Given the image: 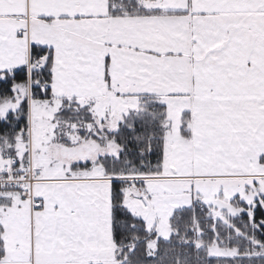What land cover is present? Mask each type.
Returning <instances> with one entry per match:
<instances>
[{"label": "snow or ice", "instance_id": "6c2138e0", "mask_svg": "<svg viewBox=\"0 0 264 264\" xmlns=\"http://www.w3.org/2000/svg\"><path fill=\"white\" fill-rule=\"evenodd\" d=\"M0 264H264V0H0Z\"/></svg>", "mask_w": 264, "mask_h": 264}]
</instances>
